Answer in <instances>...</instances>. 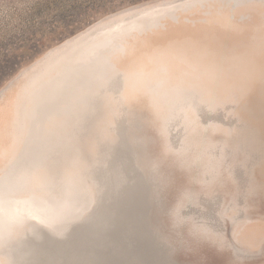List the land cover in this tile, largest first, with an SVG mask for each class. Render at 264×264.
Masks as SVG:
<instances>
[{
	"label": "bare ground",
	"instance_id": "6f19581e",
	"mask_svg": "<svg viewBox=\"0 0 264 264\" xmlns=\"http://www.w3.org/2000/svg\"><path fill=\"white\" fill-rule=\"evenodd\" d=\"M255 6L264 15V0H163L122 11L95 22L23 80L0 107L4 127H11L9 137L0 129V264H180L171 255L172 237L185 224L238 256L224 220L233 222L232 231L245 226L240 199L258 186L249 166L262 143L241 110L264 83V50L233 45L216 29L242 30L237 13ZM183 19L202 22L192 29L173 25ZM91 54L127 56V66L80 79L60 114L47 120L42 104L63 93ZM145 111L164 157L191 180L171 205L162 189L167 168L150 151L155 137ZM89 118L85 148L75 128ZM73 140L83 159L71 171ZM48 141L58 145L51 155L65 177L50 170L31 179L25 160H41L38 147ZM162 214L171 235L162 230Z\"/></svg>",
	"mask_w": 264,
	"mask_h": 264
},
{
	"label": "rangeland",
	"instance_id": "374dc122",
	"mask_svg": "<svg viewBox=\"0 0 264 264\" xmlns=\"http://www.w3.org/2000/svg\"><path fill=\"white\" fill-rule=\"evenodd\" d=\"M156 1L163 0H0V107L17 92L20 84L29 74L38 69L50 57L56 56L78 36L88 34L92 30L90 27L95 22ZM260 9L263 7L255 6L244 14L237 13V20L241 24L242 30L226 25L219 26V29L216 30L220 33V37L233 45L239 44L242 47L256 45L264 50V15L263 12H259ZM196 22L202 21L183 19L178 22L173 21V25L192 29L196 27ZM203 24H208V22L203 21ZM158 28L165 30L164 25H160ZM108 49H111V46L99 50L100 54ZM53 50L56 51L53 53ZM123 55L113 54L100 57L91 54L83 57L87 59L83 63L82 69H79L67 83L63 93L52 103L45 105L47 103L44 102L42 104L43 116L47 120H51L56 112L57 115L60 114L61 106L66 100H70L72 90L80 86V79L89 81L91 76H94L93 74L121 72L119 70L124 65L127 66V56ZM92 58L98 59L85 66ZM259 83L254 88L256 96L247 100L249 107L241 110L258 131L262 143L260 157L254 165L249 166V174H252L258 186L254 193H249L240 199L243 205L242 211L246 216L244 218L245 226L232 231L233 222L231 223L227 217L224 220L227 237L240 248L239 254L236 256L228 244L219 245L207 238L192 235L185 224L180 228V232L172 237L175 247L171 255L180 264H264V83L262 85L261 81ZM102 106H92L91 110L94 113H101L104 111ZM145 113L150 119L147 120L150 124L147 126V131L153 138L155 137L151 143L150 151L156 158L163 160L167 168V183L162 185V189L165 192L164 199H167V204L171 205L180 188L191 185V180L186 173L187 170L175 166V163L164 157L163 143L154 129L153 119L150 118L148 111ZM11 116L12 114L6 115L7 118ZM3 117L0 115V129H4L5 136L9 137L11 127L8 124L4 127ZM48 124L55 131L62 130L51 122ZM92 131L93 120L90 118L81 127L75 128V133L80 138H85V148L89 147L87 139ZM51 143L48 141L47 145L38 147L37 152L41 160L38 158L25 160L28 163L27 175L29 178L38 176V171L48 173L50 170H54L59 178L64 179L65 172L58 162L60 159L51 155L55 150L57 151L58 145L51 146ZM70 144L73 148L70 151L69 169L72 171L76 169L75 164L83 159V155L77 150L76 140L71 141ZM63 148H61L62 152L69 154V147ZM44 157L45 160H43ZM67 159L64 160V163H67ZM48 162L52 164L53 169L48 166ZM228 196L226 194L225 197ZM160 221L162 230L171 235L168 215L162 214Z\"/></svg>",
	"mask_w": 264,
	"mask_h": 264
},
{
	"label": "water",
	"instance_id": "95a60500",
	"mask_svg": "<svg viewBox=\"0 0 264 264\" xmlns=\"http://www.w3.org/2000/svg\"><path fill=\"white\" fill-rule=\"evenodd\" d=\"M256 135H257V131H256ZM258 137V136H257Z\"/></svg>",
	"mask_w": 264,
	"mask_h": 264
}]
</instances>
